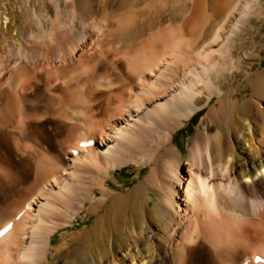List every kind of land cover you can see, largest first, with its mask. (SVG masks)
<instances>
[{
    "label": "bare ground",
    "instance_id": "1",
    "mask_svg": "<svg viewBox=\"0 0 264 264\" xmlns=\"http://www.w3.org/2000/svg\"><path fill=\"white\" fill-rule=\"evenodd\" d=\"M95 1L0 3V264H264V71L222 88L250 2Z\"/></svg>",
    "mask_w": 264,
    "mask_h": 264
},
{
    "label": "rangeland",
    "instance_id": "2",
    "mask_svg": "<svg viewBox=\"0 0 264 264\" xmlns=\"http://www.w3.org/2000/svg\"><path fill=\"white\" fill-rule=\"evenodd\" d=\"M54 1H60L63 0H0V3L7 2L11 6L17 7L19 5V2H28L29 6H35L40 9V5H38L37 2H54ZM136 0H125L124 2H134ZM161 2L158 0H141L140 4H138L136 7L141 9L145 4H148V2ZM166 2H171L172 6L176 2H183V0H162ZM69 2H78V9L80 12L84 11L85 5L90 4L92 5V2H96L95 0H69ZM98 2V1H97ZM190 2V1H189ZM230 2H250L249 5L245 10H242L239 14L232 15L231 14V20L233 21L231 23V26L229 29H227V32L230 31V37H229V51L232 53L234 57V70L237 69V78L234 80L233 83H228L222 88L224 91L230 90V88H233L238 83H245L246 80V70L253 69L255 72H261L264 71V0H231ZM130 4H127L123 8L129 7ZM121 8V9H123ZM174 12L172 14L173 19L177 24L181 23L183 20H185L189 14L190 11V5L187 7V12L183 14V9L179 6L173 7ZM52 12H53V8ZM121 9L119 11H121ZM140 13H144L141 11ZM167 14H171V11H167ZM236 13V12H235ZM14 14H11L13 16ZM144 15V14H143ZM230 16V15H229ZM26 17V15H24ZM151 20L156 21L157 16L150 18ZM228 19V17H227ZM4 20V19H3ZM15 20L17 18L15 17ZM25 18L22 17L21 22L23 24H26ZM148 25V22H146ZM21 29V27H19ZM24 30V29H23ZM212 33V32H211ZM227 36V33L226 35ZM224 49L219 50V52L215 56H220L221 53H223ZM251 92V88L242 90L239 94L235 95L236 98H245L247 95ZM212 101L210 100L207 104L204 106L195 114L194 117L191 118V120H184V125L179 127V130L176 134L173 136V142L175 143L176 148L184 153L188 150V144L195 138V135L197 133V129L199 125L202 122H206L207 113L212 105ZM215 127H213L212 131H215ZM184 157L185 153L182 154ZM256 161L258 162V159L256 158ZM252 163H249V166ZM260 165V164H259ZM261 167V166H259ZM150 167L148 165H145L141 168L140 172L137 174V171H132L131 168L124 167L121 171H115L113 177L111 178L112 187L114 190L119 191L123 190L121 188V185L124 188H131L133 185L138 184L141 182L145 175L149 173ZM81 218V217H80ZM79 218V219H80ZM94 217L87 216L84 219H80L79 221H74V223L62 229L52 240V245L56 244L60 241V235L65 234L67 232L77 231L88 228L91 223L93 222ZM62 262H60L61 264ZM53 264H58L54 262Z\"/></svg>",
    "mask_w": 264,
    "mask_h": 264
},
{
    "label": "snow or ice",
    "instance_id": "3",
    "mask_svg": "<svg viewBox=\"0 0 264 264\" xmlns=\"http://www.w3.org/2000/svg\"><path fill=\"white\" fill-rule=\"evenodd\" d=\"M9 227H11V225H9ZM5 231H7V229H5ZM4 233L3 232H0V235H3ZM260 258L257 257V260H259Z\"/></svg>",
    "mask_w": 264,
    "mask_h": 264
}]
</instances>
